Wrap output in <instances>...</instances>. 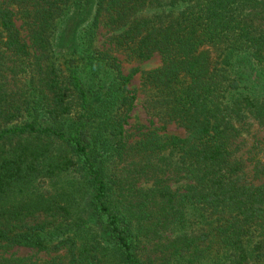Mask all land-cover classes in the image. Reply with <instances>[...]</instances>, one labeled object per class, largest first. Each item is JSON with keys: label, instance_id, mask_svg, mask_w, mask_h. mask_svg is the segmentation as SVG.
<instances>
[{"label": "trees", "instance_id": "16d2710c", "mask_svg": "<svg viewBox=\"0 0 264 264\" xmlns=\"http://www.w3.org/2000/svg\"><path fill=\"white\" fill-rule=\"evenodd\" d=\"M101 28L109 47L95 44ZM114 49L160 55L143 82L185 136L131 137L134 71ZM262 65L264 0H0V264H172L212 237L229 249L225 264H264V180H243L231 145L244 108L264 119ZM70 170L90 189L75 213L70 193L34 188ZM131 190L113 209L114 193ZM169 222L183 229L173 252L145 253ZM14 246L64 254L28 261L6 255Z\"/></svg>", "mask_w": 264, "mask_h": 264}, {"label": "rangeland", "instance_id": "374dc122", "mask_svg": "<svg viewBox=\"0 0 264 264\" xmlns=\"http://www.w3.org/2000/svg\"><path fill=\"white\" fill-rule=\"evenodd\" d=\"M16 24L20 25V20H16ZM97 42L95 44L99 47H109L107 31L104 28L99 29V34L97 36ZM113 47V45H112ZM113 55H115L121 65L123 73L128 74L134 71V75L130 81L129 88L133 91L135 95L134 108L130 113L128 124L126 128L131 137H134L139 129H154L160 133L166 132L167 134H174L178 136H185V130L180 125L175 122H168L164 118L158 115V110L154 105L152 90L148 85L143 82L142 75L144 72L155 69L161 65V58L158 53H154L148 58L134 57L129 55L126 51L121 49H114ZM260 73L258 76V85L260 90H264V65L259 66ZM255 111H250L244 108L240 120H236L234 125L237 128L235 136L232 137V148L235 150V156L241 161V175L244 181H249L254 184H258L264 180V169L258 173L255 177L254 171L257 167H261L264 164V119L257 116ZM263 118V117H262ZM79 174L70 170L66 173L54 176L52 180L45 183V179L42 176L36 178L34 187L38 191H60L70 193L69 205L73 213L83 210L86 203L90 198L89 187L80 181ZM51 182L54 186L51 188ZM186 180L185 179H175L170 178L167 183L170 184L172 189L182 190ZM142 186H148L149 182H142V179L138 184ZM138 184H136L138 186ZM39 185V188H38ZM144 186V187H145ZM19 187L14 186L11 192H8L6 200L12 201L15 196H19ZM34 190V189H32ZM30 190H23L25 193H30ZM129 193L130 195H128ZM48 194V193H47ZM122 199V202H121ZM135 200L134 191L125 192V194H119L116 191L113 195L112 207H119L122 209V204H127L130 201ZM87 207V206H86ZM191 214L190 210L183 213V217L187 218ZM184 221V220H183ZM185 224L187 222L184 221ZM183 232V229H178V226L174 223H167L163 225L162 233L153 234L148 233L149 241L144 243L145 253L150 254L152 257H165L171 250V240ZM252 237H247L245 239V250L250 251L252 246L257 240L256 232ZM252 243V244H251ZM199 249L202 250V255L195 258L192 253L186 252L184 256L175 262V258L172 259V264H216L215 260L217 257L222 264H225L227 255H230L229 249H226L224 245L220 244L217 237H212L211 241L200 245ZM63 252H44L37 251L32 248L27 247H16L7 251V256H12L16 258H24L28 261H44L50 260L57 255H63Z\"/></svg>", "mask_w": 264, "mask_h": 264}]
</instances>
